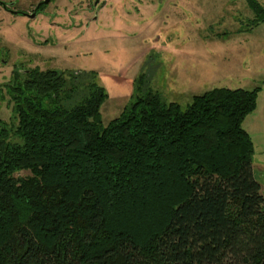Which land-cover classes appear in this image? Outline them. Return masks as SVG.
I'll use <instances>...</instances> for the list:
<instances>
[{"label": "trees", "instance_id": "trees-1", "mask_svg": "<svg viewBox=\"0 0 264 264\" xmlns=\"http://www.w3.org/2000/svg\"><path fill=\"white\" fill-rule=\"evenodd\" d=\"M136 81L103 125L93 71H12L0 264H264V198L240 126L256 90L214 87L181 108Z\"/></svg>", "mask_w": 264, "mask_h": 264}, {"label": "rangeland", "instance_id": "rangeland-1", "mask_svg": "<svg viewBox=\"0 0 264 264\" xmlns=\"http://www.w3.org/2000/svg\"><path fill=\"white\" fill-rule=\"evenodd\" d=\"M10 1L15 2L11 8L30 12L40 0ZM150 1L140 12L134 4L124 5L128 12L123 9L121 15L119 0H51L30 21L0 9V120L9 127L15 123L2 86L14 66L93 71L106 93L99 106L103 125L129 103L140 74L143 88L181 108L214 87L255 89L254 108L240 126L250 137V166L264 198V0H254L261 12L246 0ZM99 6L104 7L91 19ZM67 10L83 18L68 23ZM44 35L58 38L52 50Z\"/></svg>", "mask_w": 264, "mask_h": 264}, {"label": "flooded vegetation", "instance_id": "flooded-vegetation-1", "mask_svg": "<svg viewBox=\"0 0 264 264\" xmlns=\"http://www.w3.org/2000/svg\"><path fill=\"white\" fill-rule=\"evenodd\" d=\"M49 1H51V0H48L46 3H43V0H40V1H38V2H36L35 3V5L33 6V8L31 9V11L30 12H24L23 10H18V9H13V8H11L10 6L11 5H13V4H15V2H12V1H7V2H3V1H0V9H2L5 13H8L9 15H11V16H9V17H13V16H15V15H21V16H23V18H28V19H26V21H30L31 19H33V18H35L36 17V15L38 14V13H42L43 12V9L44 8H46V4L47 3H49ZM131 1V0H130ZM147 1V2H146ZM132 0L131 2H130V5H132L133 6V4L136 6V9H137V12L139 11V9L140 10H142L143 8L142 7H144V4H146V6L144 7V8H148L149 6V3H153V2H151L150 0ZM107 2V1H106ZM121 2H122V0H119V2H117V5L119 6V13L121 14V15H124V14H122L121 13V11L124 9V11L125 12H128L127 10H126V8H123V6L125 5V7H127V6H130L129 5V0H125V2H122L123 4H121ZM10 5V6H9ZM106 5V4H105ZM64 6H66V5H64ZM104 6H99V7H97L95 10H94V14H92L91 15V19L93 18H96V16H98V14H99V12H100V10H102V8H103ZM99 8V10H97ZM62 9V8H61ZM64 11V10H63ZM63 11H62V13H63ZM8 16V15H7ZM45 17H47V15H46V10H45V15H44ZM102 16V15H101ZM14 18V17H13ZM43 18V17H42ZM48 18V17H47ZM80 18H83V15H80V16H77V15H70V11L69 10H67L66 11V13H65V19L67 20V22L69 23H71V22H74V20L75 19H77L78 21H79V19ZM90 21V20H89ZM48 22V21H47ZM80 22V21H79ZM88 22V21H87ZM87 22H85V23H83L84 25L86 24L87 25ZM52 23H54L53 22V20H50L49 22H48V24L52 27V29H58V27L57 26H54ZM28 24H29V22H28ZM27 24V26L28 27H31V26H29ZM82 24V25H83ZM78 26H80V25H78ZM73 27V26H72ZM72 27H70V28H72ZM76 27V26H75ZM65 29H60L63 33L64 32H66V30L67 29H69L68 28V24L66 25V27H64ZM63 35V34H62ZM49 37V40L47 41V44L48 45H50L49 47H47V45H43V46H39V47H36V48H40V47H47L49 50H52L53 48H51L52 47V42H53V39H58V38H51L50 36H46V35H44V39H47ZM0 46H2V45H0ZM3 48V47H2ZM63 48H65V47H63V45H61L60 47H59V49H63ZM3 49H5V48H3ZM55 50H58V48H55ZM64 50V49H63ZM3 59H4V57H3ZM1 62H3V60L1 61ZM0 62V63H1ZM31 68H37V69H39L38 67H36V66H33V67H29V68H25V69H23V68H18L17 66H14L12 69H11V71H10V73H9V78H7V80L5 81V82H3V84H2V86L4 85V84H6L8 81H9V79H10V77H11V74H12V71L13 70H15V71H18V72H20V73H24L25 71H27L28 69H31ZM45 69H56V68H45ZM39 70H44V69H39ZM60 70H64V69H60ZM74 70V69H73ZM77 70H81V69H77Z\"/></svg>", "mask_w": 264, "mask_h": 264}, {"label": "crops", "instance_id": "crops-1", "mask_svg": "<svg viewBox=\"0 0 264 264\" xmlns=\"http://www.w3.org/2000/svg\"><path fill=\"white\" fill-rule=\"evenodd\" d=\"M151 4H152V3H149V5H148V6L150 7V6H151ZM145 6H146V4H144V7H145ZM144 7H142V8L144 9ZM143 9H142V10H143ZM142 10H140V9H139V11H138V12H140V11H142Z\"/></svg>", "mask_w": 264, "mask_h": 264}, {"label": "water", "instance_id": "water-1", "mask_svg": "<svg viewBox=\"0 0 264 264\" xmlns=\"http://www.w3.org/2000/svg\"><path fill=\"white\" fill-rule=\"evenodd\" d=\"M48 0H43V3H46Z\"/></svg>", "mask_w": 264, "mask_h": 264}]
</instances>
